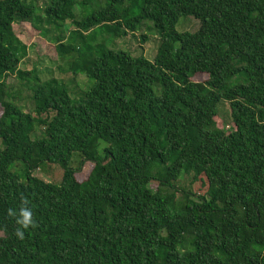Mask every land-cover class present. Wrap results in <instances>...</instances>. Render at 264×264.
<instances>
[{
	"label": "trees",
	"instance_id": "1",
	"mask_svg": "<svg viewBox=\"0 0 264 264\" xmlns=\"http://www.w3.org/2000/svg\"><path fill=\"white\" fill-rule=\"evenodd\" d=\"M23 20L70 80L20 68ZM143 28L153 59L111 46ZM0 107V264H264V0H0ZM46 162L59 182L33 175Z\"/></svg>",
	"mask_w": 264,
	"mask_h": 264
},
{
	"label": "rangeland",
	"instance_id": "2",
	"mask_svg": "<svg viewBox=\"0 0 264 264\" xmlns=\"http://www.w3.org/2000/svg\"><path fill=\"white\" fill-rule=\"evenodd\" d=\"M75 11L77 15L80 17L81 14V8L80 6H76ZM149 26L151 25V22H146ZM13 30L15 34L20 38L22 42H24L27 46V55L22 59L20 63V68L23 70H29L32 69L33 66H36L38 69V75L40 78H47L49 76H55V77H61L65 81H68L71 79L72 75L71 73L63 70H58L56 68V53L54 50V45L47 42L45 39L41 38L37 31L34 30L28 21H17L14 22ZM68 27L73 28L72 24H69ZM198 28V21L190 16H181L176 24V30L178 31H195ZM127 34L124 36H120L114 39L113 46L114 48H120V49H127L133 54L143 53L147 58L153 59L157 46L159 43L158 35H156V32L153 29H147L143 28L142 30L138 29L134 32H131L127 30ZM146 34L147 40L145 42H142L140 39L141 34ZM105 37V34H103ZM101 35L97 36V40H100L102 38ZM207 75L205 73H196L192 79L195 81H204L206 80ZM8 82H15L13 78H8ZM75 84H71L70 87L74 88L76 90L80 89H86V87L89 85V81L85 78L84 75H77L75 77ZM76 87H75V86ZM221 117H215L216 122L219 126H224L225 128L230 125H224L222 121H225L229 123V106L226 103L221 108ZM2 112V108L0 107V115ZM36 134H38L36 132ZM78 155L75 154L73 158L71 159L70 164L74 166L76 164ZM23 167V164L19 161H15L12 165H10V170L16 171L20 170ZM92 168V163L86 162L81 171L77 172L75 174V177L81 181L84 180L89 171ZM33 175L49 182H59L61 175H62V168L58 164L53 163H43L42 167L39 169H36L33 171ZM189 177H182L180 183H183L185 185L189 184ZM203 181V180H202ZM200 180L193 182L191 184V188L197 192V193H204L206 191V184ZM150 187L154 190L156 185L155 183H150Z\"/></svg>",
	"mask_w": 264,
	"mask_h": 264
},
{
	"label": "clouds",
	"instance_id": "3",
	"mask_svg": "<svg viewBox=\"0 0 264 264\" xmlns=\"http://www.w3.org/2000/svg\"><path fill=\"white\" fill-rule=\"evenodd\" d=\"M30 201L27 197L22 199V205L20 209L17 211L16 209L9 208L8 214L9 216L15 218L17 225L19 227L16 228V236L18 239L23 240L25 238V231L29 228H37L39 226L38 221L34 217V213L32 209L28 206Z\"/></svg>",
	"mask_w": 264,
	"mask_h": 264
}]
</instances>
